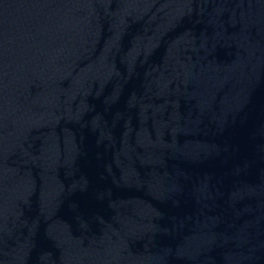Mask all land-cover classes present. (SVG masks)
I'll list each match as a JSON object with an SVG mask.
<instances>
[{
	"label": "water",
	"instance_id": "obj_1",
	"mask_svg": "<svg viewBox=\"0 0 264 264\" xmlns=\"http://www.w3.org/2000/svg\"><path fill=\"white\" fill-rule=\"evenodd\" d=\"M0 264H264V0H0Z\"/></svg>",
	"mask_w": 264,
	"mask_h": 264
}]
</instances>
